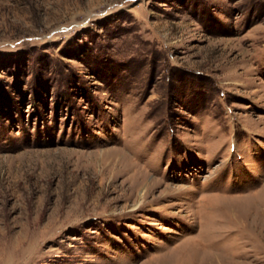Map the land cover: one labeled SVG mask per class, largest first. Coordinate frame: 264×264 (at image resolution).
Masks as SVG:
<instances>
[{"label": "rangeland", "instance_id": "1", "mask_svg": "<svg viewBox=\"0 0 264 264\" xmlns=\"http://www.w3.org/2000/svg\"><path fill=\"white\" fill-rule=\"evenodd\" d=\"M0 264H264V0H0Z\"/></svg>", "mask_w": 264, "mask_h": 264}]
</instances>
